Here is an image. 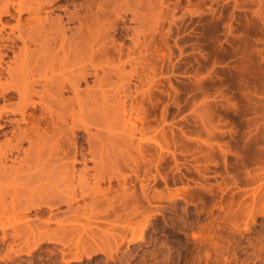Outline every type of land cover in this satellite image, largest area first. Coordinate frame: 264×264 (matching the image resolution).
I'll list each match as a JSON object with an SVG mask.
<instances>
[{"label":"rangeland","instance_id":"rangeland-1","mask_svg":"<svg viewBox=\"0 0 264 264\" xmlns=\"http://www.w3.org/2000/svg\"><path fill=\"white\" fill-rule=\"evenodd\" d=\"M72 1L79 5L85 0ZM105 1L107 4L109 0ZM68 3L69 0L56 1L41 15L50 11L49 17L65 21L64 11L73 9ZM106 7L112 11H106L109 24H104V20L102 25L107 30L103 33L109 34L107 39L112 45L109 46L115 44L116 52L121 46L122 54L118 56L111 51L112 55L107 54L112 57L109 63L94 62L98 79L102 78L96 83L87 62L79 59L77 64H67L75 66H71L73 70L82 65L88 74L86 81L79 83V90L83 91L80 94H85L86 98L67 99L66 102H72V112L69 110L68 115L64 111L70 126V122L76 121L73 132L77 135L67 133L73 129L68 124L70 129L66 127L64 133L70 138L77 137L80 149L74 179L80 177L71 183L77 194V202L71 209L77 214L70 215L66 205L31 211L26 217L33 227L17 228L18 233L9 226L11 220L19 217L0 218V237L2 233L6 235L3 242L0 239V264H264V0H113ZM93 9L94 12L99 8ZM13 18L1 17L4 29L0 30V38H5L0 40V54L7 56L3 58V67L15 69L26 62L21 58L13 61L11 50L14 47L15 53L23 52L21 42L16 40L18 33L12 28L16 16ZM25 18L27 15L23 14L21 21ZM73 26L76 24H65L69 29L66 35ZM103 39H99L101 46L102 40L108 41ZM31 40H26L28 62L36 57L37 63L43 66L46 46L51 52L59 50V41H56L58 45H44L40 41L32 44ZM42 47L45 48L40 49ZM58 52L62 57L61 49ZM68 56L72 58L73 53L68 52ZM55 62L62 70H72L66 67L65 61ZM4 74L1 72V80L10 81ZM64 94L65 98L71 96L69 91ZM93 95H97L95 99ZM6 98L16 99L11 93ZM32 99L37 101L38 98ZM74 102L78 106L75 107ZM38 108L33 111L34 115L40 114ZM119 119L122 126L127 120L131 122L132 142L127 139L126 143L125 139L127 145H123L122 136H117L124 132V126H118L123 131L117 127ZM109 123L116 124L117 128L112 125L111 129ZM67 134L62 135V140ZM111 134L113 137L109 138ZM123 134L125 137L126 133ZM116 136L122 140L119 144ZM3 137L0 136L1 142L5 140ZM66 138L63 149L71 150ZM25 146L24 143L22 148ZM91 154L99 157L96 159L101 163L99 172L105 169L106 163L110 165L106 166L105 173H100L104 182L99 180L98 170V174H94L97 168ZM114 157L118 164L114 160L116 165L111 166L114 161L109 159ZM133 161L139 163L136 165ZM48 164L51 167L54 163ZM46 167L47 164L44 170ZM21 169L18 174H12L13 177L0 180V201L4 197V202L10 203L22 196L16 195L21 189H24L23 198H27V190L36 195L43 185L50 188L43 187L42 192L46 188L52 191L53 183L58 182L61 174L59 171L55 176L60 169L55 172L49 168L53 172L48 173L53 177L47 182L44 171L45 174L31 168L26 173L25 168ZM41 176H44L42 180ZM36 186L40 188L35 193ZM97 186L110 188V194H99L96 199L98 188L93 190L94 194L90 192ZM9 188L14 193L7 195ZM82 190L90 191L89 198L80 199ZM93 197L94 200L101 198V202L96 203L100 204L99 209V205L90 201ZM132 210L136 213L131 214ZM93 216L97 218L92 219ZM42 220L49 224L41 223ZM7 234L10 235L7 237Z\"/></svg>","mask_w":264,"mask_h":264},{"label":"bare ground","instance_id":"bare-ground-1","mask_svg":"<svg viewBox=\"0 0 264 264\" xmlns=\"http://www.w3.org/2000/svg\"><path fill=\"white\" fill-rule=\"evenodd\" d=\"M56 1H61V0H33V1L32 0H16V1L0 0V24L2 23L1 22L2 21L1 17L2 16H9V17H12V19H14L13 16H16V23H15V25H13L14 27H12V28L16 30L15 31L16 33H18L17 36H16V40L17 41L19 40L21 42V44H22L21 48L23 49V52L21 51V53H18V52L15 53L14 52L15 51V47L13 48L14 50H11L12 55H13V61H15L18 58H21V59H24L25 62H26L25 64H22V65H20L19 67L15 68V69L10 67V66L3 67L4 66L3 65V62H4L3 58L7 57V56H5L3 53L0 54V97L2 98V99H0L1 100L0 101V132H1L0 136L1 137L4 136L3 138H5V140H3V142L0 141V180H3V179L5 180V178L9 177V176L13 177L15 174H18V172L20 171L19 169H21V168H25L26 169V171H25L26 173L29 172L31 170V168H34L35 171L40 170L42 173L45 172L46 174L45 173L44 174L46 176L49 175V177H46L44 175L45 178H44V176L43 177L42 176L39 177V178H41V180H42V178H44V179H46V180L48 179L50 181L51 177H53V175L50 174L51 173L50 171H52V170H54L56 172L58 169H60V170L57 171L56 174L52 173V174H55V176L57 174L61 173L60 174V179L59 180L57 179L58 182L55 181L56 182L55 183L54 180H52L54 182L53 183L54 189L52 191H48L49 190L48 188H50L48 185H43L42 186V188L46 187V186L48 187V188H46L47 189L46 191L48 193L44 190V192H45V194H44V192H42V190H41L42 188L41 189H37V188H40V187L36 186V188L33 191H35V193H36V189H37V193H36V195H34V193L32 192L31 194L34 195V196H32V198L28 197V195H31L29 192L32 191V190H27L26 191V189H25V191L28 194H26V192H25V196L27 198H23L24 197V193H23L24 189L23 190L21 189L22 192H20L21 191L20 188H19L20 191H18L17 188H16L15 192L18 191V193L17 194L15 193V194L18 195V196L22 195V196L18 197L19 199L21 198V200H19L18 198L15 197V199H12V201L10 200V203L8 202V204H6L4 202V200H3L4 199V197H3V199L0 201V218H10V217H14V216L15 217H19L17 219H13L14 221L11 220L12 223H11V226H9L10 229L12 227L14 229L15 228L16 229L17 228L20 229L21 227L28 228L29 226H32L33 223H31L30 222L31 220H29V218L26 217V214L29 213V212L31 213V211H42L43 208H47L48 210H53L52 208H54V207L57 208L58 206L66 205V206H68L67 210L70 211V215H71V213L72 214H77V213H75V211H72L74 208L71 209V205L74 202H77V194H75V188H74L75 186L73 184H71V183H73L72 180H76L77 178L80 177V176L79 177L76 176L77 178L74 179L75 169H76V168L74 169V165L76 163L77 164L80 163L79 160L77 159L78 151L80 149L77 146V144H78L76 142V140H77L76 138L77 137L75 136L76 138H73V137L70 138L69 137L70 135L67 134V133H71L73 135V133H75V132H73V130H74V127L76 129V126H75L76 121H73L75 123L69 121L70 124L72 125V126H70L67 123V120H65L66 112L68 113V115L70 114V112H72L71 111L72 107H70V106H72V102L69 101L70 102L69 103V102H66V101H68L67 99H70V100L71 99L72 100L73 99L74 100L75 99H80L81 100V99H85L86 98V96H84L85 95L84 93H82V94H84L83 96L80 94L83 91L80 92V90H79L80 84L79 83H81V81L85 82L86 81V77H88L87 76L88 74L82 69V65L81 66L78 65V67L76 66L77 69L73 70L72 67H71L73 65L71 64V66L69 65V67H71L72 70L67 71V70H62V69L58 68L57 67L58 63L55 64L56 63L55 61L58 60L59 62H61V61H65V63L67 62L65 64L67 68H69L67 64H69V63L77 64V61L79 59L81 61H83L84 63L87 62V64H88L87 66H90L92 68L91 69L92 71L89 72V73H91L92 76L95 77V80H93V81L96 83L97 80L99 82L102 78L101 79L99 78L100 80L98 79L99 76L97 75V69H95L94 62L99 61L102 64L109 63L110 62L108 60L109 57L112 58L111 57V55H112L111 51H113V54L116 53L118 56L120 55V52L122 54V51H121L122 48L120 50L121 46H119L117 48V52H116L114 50L115 49V44H114V47H110L109 46V44L111 43L107 39L109 34L105 33V32L103 33V30L105 31V29H106V27H104L103 25L106 24V23L109 24V22L107 21L108 17H106L108 13L106 11L108 10V8L110 9V7L107 8L106 6H109L111 4V1H113V0H109L110 2L108 0H106V1H108V3L106 1L105 2L108 5L104 4V2H103L104 0H102V1L99 0V3H98L97 0H96L97 3L94 2L95 0H85V1L83 0L84 2L80 3V4L78 3L79 5H77V4L75 5V3L72 0H69L70 3H68V4H71L70 6L73 9H72V11H68L66 9L68 12H65L66 10L64 11V13H65L64 14L65 15V21H63L61 18H56V17L51 18V17H49L50 14L48 12H50V11L44 12L43 15H41V13L43 11H45V9L47 7L52 6ZM114 1H116V0H114ZM102 2H103L104 6L107 9L104 8V6H102ZM59 6H61V5H59ZM94 7L96 8V10L98 8L99 9L97 11L93 12V10H94L93 8ZM54 9H55V7L52 10H54ZM61 9H63V8H61ZM109 11H112V10H108V12ZM13 13H14V15H13ZM23 14L27 15V18H25V19H23L21 21V16ZM62 18H64V17H62ZM104 20H106V21L104 22ZM103 22H104V24H103ZM67 23H75L76 24L75 27L73 26L74 29L70 33H68L69 35H66L67 30L69 31V29L65 27V24H67ZM5 26H7V25L5 24ZM107 27H108V25H107ZM112 28H113V26H112ZM2 29H4V25L3 24H1V27H0L1 31H2ZM10 30H11L10 31V33H11L12 29L10 28ZM100 34H102V36ZM12 35H14V34H12ZM1 36H3V35L1 34ZM6 37H10V36L6 35ZM11 37L13 38L14 36H11ZM100 37H102V38H100ZM103 37L106 38L108 41H104L103 42V40H104ZM2 38H5V37H1L0 40H2ZM99 39H103L102 40V46H101V43L98 44L99 43ZM6 40H5V42H6ZM8 40H10L12 43L14 42L11 38L10 39L8 38ZM26 40H28L29 42L31 40L32 44H33V42H36V41L39 42L40 41V44L42 42L44 45L45 44L48 45L50 43H52V44L54 43L55 44L56 41H59L58 44H59L60 48L58 46L57 47H58L59 50L61 49V51H62L61 55L63 54V56L61 57L60 54L57 55L60 52H58L59 50H55L56 49L55 47H53L54 49L53 48L52 49L55 50L54 51L55 53L56 52L57 53L53 54L54 52L53 51L52 52L49 51V49H47V46H46V50L48 51V53H46V50H45V53H44L45 55L42 54V55L45 56V57H42L43 58L42 61L43 60L45 61V64H42L43 66H40V64L37 63L38 59H36V57L32 58L33 59L32 62H28V60H27L28 54L26 56V53H28L27 49H28L29 46L26 45V43H27ZM2 41H4V40H2ZM2 41H0V42H2ZM34 45H36V44H34ZM99 45L101 47L97 48V47H99ZM40 47H41V45H40ZM43 48H45V47H42L40 49H43ZM49 52L52 53V54H50ZM68 52L73 53V57L72 58H70L69 56L66 57V54ZM107 54H111V55L109 56ZM58 56L60 58H58ZM37 58H39L38 55H37ZM53 62H55V63H53ZM80 63H82V62H80ZM65 65L63 64V66H65ZM73 67L75 68V66H73ZM88 70H89V68H88ZM102 70H104V69H102ZM57 71H59V73L58 74L57 73L54 74ZM1 72L2 73L4 72L5 73L4 75H6L8 78H10V81L3 82L1 80ZM47 74H50V75L47 76ZM35 76H37V78ZM89 77H90V74H89ZM3 80H4V78H3ZM95 85L96 84H94V86ZM91 89H93V88H91ZM66 91H69L70 94H71V96L69 98H65L64 97V95H65L64 92H66ZM86 91H87V89H86ZM88 92H86V93H88ZM10 93L13 94L14 97L16 98L15 101H13L11 99H7V98L4 99ZM91 93H93V92H91ZM88 95L91 96V94H89V93H88ZM94 95H93L92 99H95L96 96H97V95L96 96H94ZM34 97L38 98L37 101H34L32 99ZM89 97H87V98H89ZM61 99H62V101H61ZM63 99H64V101L66 103L69 104L68 106L70 107V109L67 108L68 106L66 105L65 102H63ZM77 102H79V101L76 100V103ZM64 103H65L66 109H64L65 107H63ZM76 103H75V107L78 106V105H76ZM37 106L39 107L38 109L40 110V112H39L40 114H38L36 112L38 115H34L33 111H35L37 109ZM73 106H74V104H73ZM69 110H70V112H69ZM78 110H79V108H78ZM64 111H66V112H64ZM73 112H74V110H73ZM62 113L64 115H62ZM74 113H76V112H74ZM8 116H12V117L9 118ZM5 117H8V118L4 120ZM16 117H18V118H16ZM73 118H74V116H73ZM68 119H69V116H68ZM74 120H75V118H74ZM67 124L71 128H73L71 132H69L70 130L67 131L68 129H70V128H68L69 126L67 127ZM120 124H122V123H121V121L119 119V124L117 125V127L118 126H120V127L124 126V132L126 133L125 134L126 138L124 137V134H123L124 132L120 133V134H117V136L118 135L120 137L122 136L120 139L123 140V141L121 140L123 145H127L126 144V143H128L127 139L130 140L131 139L130 136L133 135L132 130L129 129L130 128L129 124H131V122H129V120H127L125 123H123V124H126V125L122 126ZM109 125L112 126L113 124L109 123ZM113 126H115V128H117L116 124H114ZM113 126L111 127V129L113 128ZM120 127H118V129ZM65 128L67 129L66 130L67 133H64V132H66V131H64ZM128 129L130 130L129 132H128ZM63 134H65V135L67 134V138L68 139L66 137H64L63 140L65 138L67 139L66 143L68 145L69 144L71 145V146H68V145L67 146L68 147H72L71 150L70 149H66V148L63 149V145L65 144V143H63V140H62V135ZM96 134H98V132ZM113 134H115V133H113ZM98 136H100V134L97 135V137ZM107 136H108V132H107L106 138H108ZM117 136H116V139L118 138L119 141L116 140V142L120 143L121 141H120L119 137H117ZM111 137H113L112 134H111V136L109 138H111ZM114 137H115V135H114ZM125 139H126L127 142L125 141ZM124 141L126 142L125 144H124ZM89 142L91 143V140H89ZM131 142H132V139H131ZM24 143L27 144V147L25 146L26 148H22V145H24ZM90 145H93V144H90ZM90 145H89V148H90ZM137 145H138V143H137ZM96 146H98L97 142H96ZM136 147L137 146H135V148ZM138 148L139 147H137V149ZM94 149H92V151H94V154H95L96 149L95 150ZM137 149H135V150H137ZM92 151H91V153H93ZM94 154H91V155L93 156ZM94 156L92 157V159H95V162L90 157L91 161L94 162L93 165L95 164L94 168H97V169L93 168L94 172H95V173L94 172L93 173L94 174H98V172L100 170H102V168L100 170H98L100 168L99 167L100 165H98V164H101V163L97 162L99 160L96 161V159H99V157H94ZM131 157L133 159L134 156H131ZM103 159L104 158L102 157V160ZM116 159L114 157L113 160L111 158V160L109 159V161H114ZM80 160L82 161V159H80ZM83 160H84V157H83ZM134 160H135V158H134ZM116 161H114L111 164V166H113V164ZM122 161H123V158H122ZM48 162L50 164L53 162L54 164L53 163L52 164L55 165V166H53L51 164L52 166L50 167ZM104 162L106 163V161H104ZM125 162H127V161H125ZM82 163H83V161H82ZM116 163L118 164V161ZM116 163L114 165H116ZM133 163H135L137 165L139 162L137 161V163H136V162L133 161ZM46 164L48 165V168L46 167L48 170L47 169L44 170ZM83 165H85V164H83ZM102 165H104V164H102ZM102 165H101V167H102ZM106 166L108 168V166H110V165H108V163H106V165H104V167H105V169L103 170L104 173L106 172ZM49 168L50 169L52 168V170H50ZM62 168H64L65 171L61 172ZM83 168H82V171L84 172L86 170V168H84L85 170H83ZM27 169H28V171H27ZM133 169L135 170V168H133ZM133 169H132V171H134ZM21 170H23V169H21ZM96 170H98V172ZM153 170L154 169H152V171ZM59 171H60V173H59ZM103 171L99 172V174H98V175H100V178H101L99 180H102V181L104 179H103V177H101L102 174H100V173H103ZM147 171H149V170H147ZM48 172H50V173H48ZM78 172H79V170H78ZM21 173H24V172L21 171ZM33 173H35V172H33ZM12 174H14V175H12ZM67 174H69L68 177H66ZM78 175H80V174H78ZM36 176L38 178V175H36ZM95 176H96V179L99 178V177H97V175H95ZM95 176H93L94 177L93 178L94 181H93V185L92 186H94V182L96 181L95 180ZM57 177L59 178V175ZM108 177L109 176H107V178ZM31 180H33V179L31 178ZM46 180H44V181H46ZM48 180H47V182H49ZM36 181H37V179H36ZM108 181H110L109 178H108ZM32 183H34V182H32ZM98 184H96V185H98ZM109 184H111V183L109 182ZM62 185H63V187H62ZM71 185H73V186H71ZM29 186H31V184ZM83 186H85V185H83ZM99 186H97L96 188L93 187L94 189H91L92 190L91 192L89 191L90 193L93 192V194H94L93 190L98 188V190H95V196L94 197L96 199H97V196L99 194H105L110 189V188L109 189H107V188L105 189L104 187H103V189H101ZM26 187H28V186H26ZM31 187H29V188H31ZM85 187L88 188V186H85ZM85 187H83V188L85 189ZM89 188H91V187H89ZM43 189H45V188H43ZM38 190H39V192H41V194L38 192ZM84 191L82 190L80 199H83L84 197H87L88 194H90L88 191H87L88 193L87 192L85 193ZM7 192H8L7 195H9V194L14 193V190L10 191V188H9ZM19 192L21 194H19ZM38 193H39V196L37 195ZM108 194H110V193L108 192ZM35 196H37V197H35ZM94 197H93L92 200L90 199V201L93 202L97 206L99 205L98 206V209H99L100 208V204H96V203H100L101 202L100 201L101 198L98 199V200H94L95 199ZM87 198H89V197H87ZM103 200H105V199H103ZM123 201L125 202V199H123ZM126 201H128V199H126ZM103 202L104 201H102L101 205L103 204ZM107 202H110L109 198H108ZM87 205L84 204V206H87ZM92 205H89V206L92 207ZM95 205H93V207H92L93 209L95 208ZM123 205H127V204L123 203ZM84 206H82L81 208H84ZM97 206L95 208L96 210H97ZM91 207L89 209H92ZM111 207H113V206H111ZM87 208H88V206H87ZM75 209H77V207ZM136 209H138V208H136ZM112 210H114L115 214H117V212L115 211L116 210L115 208L112 209ZM69 211H66V212L69 213ZM104 211H106V210H104ZM91 212H93V210H91ZM135 213L136 212H134L132 210L131 214H135ZM83 214L86 215L87 213L83 212ZM98 214H96V215L94 214V215L97 216ZM128 214H130V213H128ZM82 216L83 215H81V217ZM88 216H92V215H88ZM95 216H93V218L92 217L91 218L94 219ZM51 217L54 218L53 216H51ZM51 217H49V220H50ZM127 217H128V215H127ZM83 218H87V216H84ZM88 218H90V217H88ZM98 218L100 219L101 217L99 216ZM77 219H78V217H77ZM77 219H75V220H77ZM99 219H98V221L104 220L102 218L100 220ZM47 220H42L40 222L41 223L48 222ZM85 221H87V219ZM34 222H36V221H34ZM90 222L91 221H89V223ZM41 223H39V224H41ZM36 224H38V223H35V225ZM44 224H46V223H44ZM48 224H49V222H48ZM56 224H58V223L56 222ZM36 226H37V228L39 227V225H36ZM23 228H21V229L23 230ZM30 228H29V230H30ZM11 230H13V229H11ZM15 232L18 233V229L16 231H14V233ZM22 232H21V234H22ZM13 234H12V236H13ZM8 235H10V234H7V237H8ZM15 236H17V235H15ZM5 238H6V235L4 233H2V235L0 237L1 241L5 240ZM45 238L47 239L48 237H45ZM13 239H15L14 236H13ZM93 253H95V252H93Z\"/></svg>","mask_w":264,"mask_h":264}]
</instances>
